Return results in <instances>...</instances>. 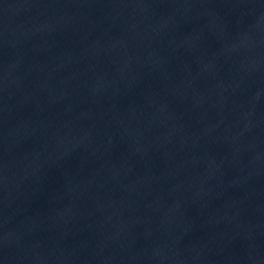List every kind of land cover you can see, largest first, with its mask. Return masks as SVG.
Masks as SVG:
<instances>
[{
  "label": "water",
  "instance_id": "water-1",
  "mask_svg": "<svg viewBox=\"0 0 264 264\" xmlns=\"http://www.w3.org/2000/svg\"><path fill=\"white\" fill-rule=\"evenodd\" d=\"M0 264H264V0H0Z\"/></svg>",
  "mask_w": 264,
  "mask_h": 264
}]
</instances>
